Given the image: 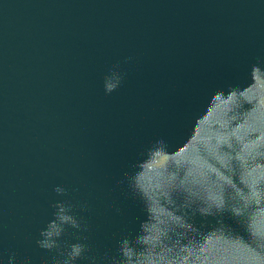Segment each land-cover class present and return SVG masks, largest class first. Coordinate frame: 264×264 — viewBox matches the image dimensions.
Wrapping results in <instances>:
<instances>
[{"label":"water","instance_id":"95a60500","mask_svg":"<svg viewBox=\"0 0 264 264\" xmlns=\"http://www.w3.org/2000/svg\"><path fill=\"white\" fill-rule=\"evenodd\" d=\"M0 264H264V0H0Z\"/></svg>","mask_w":264,"mask_h":264}]
</instances>
